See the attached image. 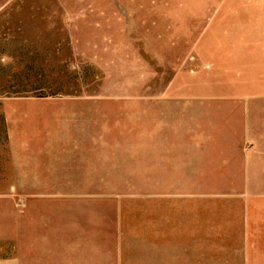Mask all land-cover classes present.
<instances>
[{"label": "rangeland", "instance_id": "rangeland-1", "mask_svg": "<svg viewBox=\"0 0 264 264\" xmlns=\"http://www.w3.org/2000/svg\"><path fill=\"white\" fill-rule=\"evenodd\" d=\"M222 1L0 0V258L33 228L68 241L70 264H264V180L141 185L135 154L118 181L137 184H46L68 181L36 161L50 124L17 100L157 97L195 66Z\"/></svg>", "mask_w": 264, "mask_h": 264}, {"label": "crops", "instance_id": "crops-1", "mask_svg": "<svg viewBox=\"0 0 264 264\" xmlns=\"http://www.w3.org/2000/svg\"><path fill=\"white\" fill-rule=\"evenodd\" d=\"M212 16L195 66L157 97L17 99L50 124L37 133L36 161L68 181L46 184H137L118 181L135 178V154L141 185L221 184L237 171L264 180V0H225ZM46 235L31 228L28 247L0 264H70L68 241L60 251Z\"/></svg>", "mask_w": 264, "mask_h": 264}]
</instances>
